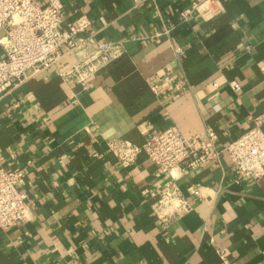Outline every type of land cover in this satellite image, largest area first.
Here are the masks:
<instances>
[{"label":"crops","instance_id":"0c3cea01","mask_svg":"<svg viewBox=\"0 0 264 264\" xmlns=\"http://www.w3.org/2000/svg\"><path fill=\"white\" fill-rule=\"evenodd\" d=\"M201 1L62 0L65 22L85 16L88 31L0 98V166L24 171L28 204L24 224L0 228V264H264V178H237L222 153L179 180L192 209L163 224L153 205L168 176L109 149L174 127L197 144L213 131L220 151L264 111V0H215L208 21ZM97 42L123 55L65 78Z\"/></svg>","mask_w":264,"mask_h":264},{"label":"built area","instance_id":"2783aa9c","mask_svg":"<svg viewBox=\"0 0 264 264\" xmlns=\"http://www.w3.org/2000/svg\"><path fill=\"white\" fill-rule=\"evenodd\" d=\"M153 4L156 0H146ZM215 0H202L200 6H193L199 18L208 21L215 16ZM189 13H181L178 24L188 21ZM90 20L80 16L66 23L62 0H0V98L19 86L28 74H40L49 70L60 58L63 48L71 51L76 47V39L85 34ZM171 25L165 31L170 34ZM161 34L154 39L158 42ZM177 57L184 54L175 48ZM123 55L117 42H97L94 54L77 64L65 78L81 80L92 74L95 67L108 64ZM236 93L237 84L232 86ZM252 127L237 140L222 150L216 149L217 136L206 131L207 140L197 144L190 136H185L177 128H168L150 136L138 147L126 141H115L109 149L123 168L132 166L139 154L144 153L154 165L158 175H167L153 205L154 214L168 224L192 209L191 202L180 190L179 180L199 168L220 162V155L226 154L233 164L237 178H264V111L249 118ZM24 171H8L0 166V228L21 226L27 220L28 204L26 196L19 190V182ZM193 195L199 198V192Z\"/></svg>","mask_w":264,"mask_h":264}]
</instances>
